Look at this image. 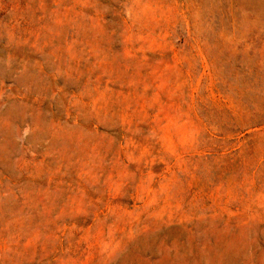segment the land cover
<instances>
[{
	"label": "rangeland",
	"instance_id": "rangeland-1",
	"mask_svg": "<svg viewBox=\"0 0 264 264\" xmlns=\"http://www.w3.org/2000/svg\"><path fill=\"white\" fill-rule=\"evenodd\" d=\"M0 264H264V0H0Z\"/></svg>",
	"mask_w": 264,
	"mask_h": 264
}]
</instances>
